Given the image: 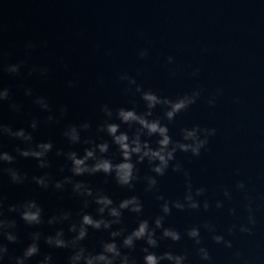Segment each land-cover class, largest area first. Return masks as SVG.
I'll use <instances>...</instances> for the list:
<instances>
[{"label":"clouds","instance_id":"obj_1","mask_svg":"<svg viewBox=\"0 0 264 264\" xmlns=\"http://www.w3.org/2000/svg\"><path fill=\"white\" fill-rule=\"evenodd\" d=\"M37 47V44L29 41L25 44V55H30ZM5 55L3 48L0 47V74L6 72L9 75L18 76L21 69L26 66L25 60L16 63H3ZM141 59L148 55V50L143 49L138 53ZM168 63H174V58L169 56ZM36 74L41 80H48L50 77V69L47 65H33L27 72L28 76ZM197 72H193L195 76ZM174 77L175 73H170ZM121 81H127L128 86L125 92H131L135 85V93L140 94V99L144 102L145 110L137 112L135 107L125 108L119 107L113 109L108 104L100 107V111L104 114V119L96 125L95 132L97 135H83L90 132L93 125L90 121H84L79 124L68 123L61 132V135L67 141L69 146L85 145L83 153L72 150L65 151L63 148L55 149V156L62 157L66 165L59 167V172L63 174L67 166L69 174L62 175L59 179L53 177L49 172L43 171L41 175H32L31 182L38 188L47 191L50 188L58 193L64 192L70 186L71 194L80 202L79 219L73 218L71 210L65 208H57L55 212L45 219V209L36 199H25L17 203L7 205L5 214V201L7 197L3 193L2 185H0V264L5 260L8 264H27L33 257L40 255V242L43 240L49 248L66 249L70 254L67 256L66 264H137L136 258L131 255L136 250L137 242L143 241L144 245L140 248L143 255V264H162L167 261L168 264H185L187 256L185 254H176L171 251H164L157 254L152 249H156L160 245L161 240H170L178 243L182 239L181 233L174 227L165 226V218L172 214V210L177 211L194 210L198 211L203 208L208 211L210 204L207 199L201 202L197 197H202L206 193L203 187L193 188L190 174L183 168L181 162L177 161L176 153H191L192 156L198 157L202 149L208 144V139L216 134L215 128L201 127L193 125L191 128H182L180 130V139L173 140L169 134V127L162 123L160 117L154 116V110L157 107L163 109V119L169 123L173 122L176 117L186 111L191 105L195 104L200 97V91H193L190 94L178 96L175 99L162 97L151 90H144L142 86L137 84L136 80L129 75L121 74ZM68 87H75L76 82L69 80ZM24 95L32 99V103L38 106L39 110L48 113L43 121L33 117L28 125L31 131L21 127L13 129L9 124H5L0 120V177L7 175L9 182L13 185H23L29 180L27 172H22L15 167L17 157L24 159H32L36 161V166L41 170L52 167L49 159V153L53 152L54 144L52 140L35 141L33 133L36 132L41 123L52 125L59 123L60 118L68 113L67 106H60L56 109L59 113L57 116L53 110V106L49 103L46 96L34 94L30 87L24 88ZM8 102L11 111L20 112L22 106L12 101L10 89L3 86L0 80V106L4 102ZM209 105L215 103L214 98L209 99ZM120 123H116L115 121ZM127 125L129 131L121 130V125ZM100 133L110 137V141L103 139ZM158 137L155 141V147L151 142V137ZM8 137L20 141L16 145L14 152L16 155L4 150L3 139ZM147 137V139H145ZM23 145V146H21ZM115 146L119 153V160L114 159L108 154L112 146ZM147 162L149 170L153 175L140 176L138 165ZM171 167L173 172L182 173L185 177V194L181 199L169 200L160 194L158 177L166 174ZM103 174L105 183L107 178H111L115 184L127 189L129 192H135L136 184L143 181L145 184L144 191L154 194V198L159 204L160 215L151 218H140L144 211V204L138 195H130L118 203L108 195L102 188H93L88 182L76 179V177L95 176ZM238 174V172H237ZM237 190L245 191L246 187L243 181L236 184ZM223 195L231 199V193L225 189ZM247 199V196L245 195ZM94 204L95 215L88 212L90 205ZM216 208H223V201H216ZM132 213L137 216L136 227L131 231L124 226V213ZM248 222L254 225L256 223L255 216L251 206H248ZM231 215L236 214L234 208L229 209ZM19 217L23 223L29 227L37 228L42 224L56 227L54 232L45 234L40 230L31 231L28 236V243L22 250L20 255H11L9 250L10 244L19 243L17 235V219ZM67 224L66 236L65 228ZM118 226V227H114ZM210 233H215V227L210 223L202 226ZM89 229L100 232H107L108 239L100 241V250H89L83 243L89 236ZM236 225L228 228L231 234L235 231ZM159 230V236L157 231ZM240 232L251 234V228L241 225ZM184 235L191 239L195 245L196 252L202 261H210L211 256L208 249L202 246V237L200 227L193 226L188 228ZM119 240V243L117 242ZM212 240L217 244H223L226 248H232V242L226 240L223 235L213 234ZM5 241L7 243H5ZM128 250V251H123ZM239 256V252L235 253ZM37 264H54L51 253L44 254Z\"/></svg>","mask_w":264,"mask_h":264}]
</instances>
